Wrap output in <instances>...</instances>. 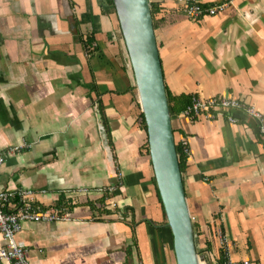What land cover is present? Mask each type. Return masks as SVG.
<instances>
[{
  "label": "crops",
  "instance_id": "obj_1",
  "mask_svg": "<svg viewBox=\"0 0 264 264\" xmlns=\"http://www.w3.org/2000/svg\"><path fill=\"white\" fill-rule=\"evenodd\" d=\"M228 1L196 21L161 4L164 86L188 105L192 96L228 98L264 116V0ZM90 35L99 51L87 56L78 39ZM181 112L171 125L187 144L182 181L202 264H264L257 125L240 113L232 125ZM141 116L118 19L103 0H0V155L30 146L0 165V191L29 189L44 208L59 197L72 207L66 221L23 225L15 240L30 264H176ZM107 187L114 193L98 192Z\"/></svg>",
  "mask_w": 264,
  "mask_h": 264
},
{
  "label": "water",
  "instance_id": "obj_2",
  "mask_svg": "<svg viewBox=\"0 0 264 264\" xmlns=\"http://www.w3.org/2000/svg\"><path fill=\"white\" fill-rule=\"evenodd\" d=\"M143 115L149 156L176 264H202L179 170L148 0H112ZM111 161V158H109Z\"/></svg>",
  "mask_w": 264,
  "mask_h": 264
},
{
  "label": "built area",
  "instance_id": "obj_3",
  "mask_svg": "<svg viewBox=\"0 0 264 264\" xmlns=\"http://www.w3.org/2000/svg\"><path fill=\"white\" fill-rule=\"evenodd\" d=\"M152 3L173 2L182 8L185 16L192 21L203 17H214L226 11L230 7L228 0H148ZM236 113L243 114L248 120L253 121L258 128L260 137L264 142V116L253 106L228 98L201 99L196 96L191 97L190 104L180 113L184 120L194 122L198 120L214 121L226 118L229 124H237ZM184 148L183 152L188 155L185 140L179 141ZM30 146L7 148L0 155V165L6 157L20 153ZM113 187L100 189L99 193H114ZM86 193V191H80ZM68 219L65 208H44L38 204L36 194L29 189H18L15 191H0V235L4 245L0 248V264H30L27 259V249L22 243L15 240V236L21 232L26 223H57ZM216 237L221 248L227 247V239L220 231L216 232ZM227 253V252H226ZM224 264H253L251 261L234 262L226 259Z\"/></svg>",
  "mask_w": 264,
  "mask_h": 264
},
{
  "label": "trees",
  "instance_id": "obj_4",
  "mask_svg": "<svg viewBox=\"0 0 264 264\" xmlns=\"http://www.w3.org/2000/svg\"><path fill=\"white\" fill-rule=\"evenodd\" d=\"M103 2H105L108 6H110L115 11L112 0H103ZM161 4L162 3H152V4H150V10H151V16H152L154 31L157 28L156 13L161 8ZM74 26H76V25H74ZM78 41L80 42V44L82 46V49H83L84 53L87 56H91L92 54L97 53L99 51L98 47L95 45V40H94L93 36H91V35L87 36L84 39L81 37V38L78 39ZM90 88L94 89L95 86H90ZM165 92H166V95H167L170 116H171V119H172L173 114H176L177 111L181 112L188 105L189 98L188 97L172 98L168 94L166 89H165ZM141 120H142L141 121L142 122V127H143L144 131L146 132V125H145V121H144L143 115L141 116ZM174 132L175 131L172 128L173 136H174ZM174 140H175V136H174ZM175 148H176V153H177V158H178L179 170H180L181 177H182V174H183V171L185 169V165H186L188 156L185 155V153L183 152L184 148L182 147V145L180 144L179 141L177 142L175 140ZM143 151H144V153L147 156H149V149H148L147 141H146V143L144 145ZM182 183H183V181H182ZM154 184L156 185L155 179H154ZM106 200H107V197L105 195V197H103L101 199V201H100L101 203L100 204H105ZM68 204H71V203L67 202L63 197H59L55 208H57V209L68 208L70 210L72 207L70 205H68ZM90 207H91V209L93 211L96 210V207H94V205H92V203H90ZM192 227H193V225H192ZM169 232H170V230H169Z\"/></svg>",
  "mask_w": 264,
  "mask_h": 264
}]
</instances>
